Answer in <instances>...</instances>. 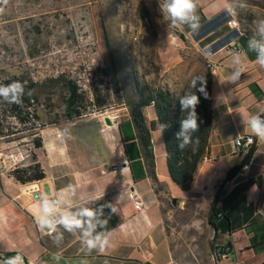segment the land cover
Returning <instances> with one entry per match:
<instances>
[{
    "label": "crops",
    "instance_id": "1",
    "mask_svg": "<svg viewBox=\"0 0 264 264\" xmlns=\"http://www.w3.org/2000/svg\"><path fill=\"white\" fill-rule=\"evenodd\" d=\"M196 2L201 25L198 32L193 33L185 26L183 30L178 29L177 36L190 50L202 55L206 64H216L211 73L212 130L205 156L187 190L171 182L164 144L166 174H160L156 165L155 174L160 185L173 197L183 199L191 195L204 198L209 204L226 172L238 165L246 153L239 154L233 147L238 137L251 134L244 121L250 115L264 112V68L240 46V53L245 56V73L236 83L226 82L234 53L230 48L239 38L227 22L237 18L234 11L229 14L227 0ZM205 49L213 54L211 62L202 54ZM254 87L260 93L254 94ZM260 94L263 97L260 98ZM144 114L148 123L156 120L153 107L145 108ZM115 116L112 127L103 125L96 117L94 123H88V131L78 128L62 135L64 132L50 129L46 132L48 139L43 142V149L35 153L45 173V178L34 184L40 196L54 199L59 190L71 184L77 191L70 201L72 210L98 202L116 209L114 213L120 224L111 231L110 246L103 253L95 250L87 253L78 231L72 233L62 228L59 230L63 232V239L56 243L54 235L41 231L35 223L40 214V200L26 193L25 187L11 177L0 175V258L13 252L22 255L25 264H174L175 250L167 235L164 202L159 199L160 194L155 193L150 179H141L146 173L142 159L128 162L123 151L124 144L136 143L128 111L118 121ZM119 123H124L121 131L125 141L121 138ZM156 133L162 137L158 126L151 133L152 140ZM83 139H88L90 146ZM116 149L120 151L118 158H115ZM153 149L155 151L154 143ZM116 159L126 165L119 172L111 173L109 164ZM172 186L183 191L182 195L173 193ZM133 193L138 196L136 200L129 197ZM135 203H141V207L136 209ZM214 212L212 216L207 213L209 254L223 247L227 249L228 258L221 261L211 258V261L214 264H264V143L256 140L251 162L224 185ZM3 262L0 259V264Z\"/></svg>",
    "mask_w": 264,
    "mask_h": 264
},
{
    "label": "rangeland",
    "instance_id": "2",
    "mask_svg": "<svg viewBox=\"0 0 264 264\" xmlns=\"http://www.w3.org/2000/svg\"><path fill=\"white\" fill-rule=\"evenodd\" d=\"M231 7L241 17H249L242 23L236 20L243 32H254L255 21L264 18V0H231ZM0 8V84L8 80L35 84L31 107L21 110L37 117L21 123L10 103L0 100L3 178L31 164V155L43 149L34 147V138L43 144L50 129L88 131V123L97 120L99 111L112 112L118 121L127 110L119 103L122 95L131 94L132 77L177 94L207 68L202 55L179 40L178 29L168 28L158 0H0ZM103 29L111 41L113 65L104 47ZM60 76L73 81L85 99L82 115L71 121L63 115L60 89L48 85ZM152 143L156 169L165 176L162 137L154 134ZM119 154L116 149L115 158ZM157 187L175 250L174 264H214V250L209 254L208 200L191 195L180 199L160 184ZM170 190L183 193L173 186Z\"/></svg>",
    "mask_w": 264,
    "mask_h": 264
},
{
    "label": "trees",
    "instance_id": "3",
    "mask_svg": "<svg viewBox=\"0 0 264 264\" xmlns=\"http://www.w3.org/2000/svg\"><path fill=\"white\" fill-rule=\"evenodd\" d=\"M231 7V0H227ZM236 14V18L239 22L242 23L243 19H248L249 17H241L233 7H231ZM253 35L251 31H244L243 35L237 39V42L243 49L246 50L248 55L251 58H256L255 53L247 51V42L249 38ZM104 47L106 49L107 55L110 59L111 65L115 63V58L112 53L111 41L108 33L103 29L102 33ZM207 67V66H206ZM206 76V91L208 93V98L205 99L202 94L197 92V95L200 96V103L197 107V113L199 115L200 121V131L195 135L199 137V146L197 151L193 152L191 149H186L184 151H179L176 147L175 133L179 130V119L181 118V112L178 102V97L183 95L187 87L183 88L179 93L173 94L166 88H152L150 85L139 81L136 77H132L131 81V94L122 95L121 101L119 104L126 107L130 121L135 130L136 143L131 142L129 144L123 145V151L128 162L137 161L142 159L143 165L146 169V173L142 175L141 179L148 177L151 181L152 187L156 194L159 195V181L155 174V161H154V149L152 143L151 133L157 126H160V123H165L169 125L167 129L162 133V140L165 150V159L166 167L169 174L171 182L181 190H187L193 180L196 168L203 160L206 148L208 145V139L212 130V107H211V72L207 67L205 69ZM17 80H8L4 81L1 84H9ZM20 81V80H18ZM22 82V81H21ZM53 88H58L61 91L63 98V115L67 120H73L79 118L82 115V111L85 110L86 104L85 99L82 94L79 92L77 85L71 80H65L63 77H57L49 80V84ZM36 87L35 84H27L26 91L28 89L32 90V95H25L23 97L22 105L10 104V108L15 113L16 119L21 123H26L29 117L34 115H29V112H23L22 107L29 108L31 107L33 89ZM256 91L252 88L253 93H260V90L257 87ZM116 94H120L118 88H115ZM259 96V94H258ZM263 97L260 94V98ZM36 99V98H34ZM102 104L98 103V109ZM148 107H153L156 120L147 122L146 116L144 114V109ZM27 108V109H28ZM100 113V111L98 112ZM264 116V112L260 114ZM36 119L37 117L34 116ZM124 123L118 124V129L121 134L123 141L124 137L122 135V125ZM160 129V127H159ZM34 147L36 149H41L43 147L42 140L40 138H34L33 140ZM255 151V146H252L243 156L238 165L232 167L226 172L224 179L218 185L216 192L212 198L209 209V216L215 214L214 208L218 202L220 196L222 195V189L226 183L231 181L236 175L241 173L243 169L249 165L251 162L253 153ZM31 164L23 168H15L9 173V176L19 185L26 186L33 183H38L45 178L44 170L42 169L40 163L37 162L36 154L31 155ZM131 165V164H130ZM132 173L134 172L133 167H130ZM161 200V197H159ZM163 201V200H162ZM89 208L99 210L103 209V214L100 216V220L107 223L106 231L111 232L120 224V219L115 213L110 212V208L106 206L103 202L95 203ZM209 223L212 226L213 230H216L215 225L212 220L209 219ZM16 253L10 252L4 254L3 258H0L4 261L9 256H14Z\"/></svg>",
    "mask_w": 264,
    "mask_h": 264
},
{
    "label": "clouds",
    "instance_id": "4",
    "mask_svg": "<svg viewBox=\"0 0 264 264\" xmlns=\"http://www.w3.org/2000/svg\"><path fill=\"white\" fill-rule=\"evenodd\" d=\"M6 2L7 0H5ZM158 7L168 28L183 30L187 26L193 33L198 32L201 25L200 17L197 14L196 0H158ZM0 12H3V8H0ZM228 12L231 14L233 9L229 7ZM247 51L255 53V63L264 68V18L255 21L253 35L247 42ZM202 54L211 62L213 54L210 50L205 49ZM230 66L232 70L226 82L236 83L245 73V56L239 51L234 52ZM206 84L205 75H194L184 94L178 97L181 118L175 139L177 141L176 147L181 152L186 149L195 152L198 149L200 141L195 134L200 131L202 121H200L197 113V107L200 103V96L197 95V92L207 99ZM26 88V81L17 80L9 84H0V100L10 104L22 105L23 97L26 94L32 95V90L26 91ZM244 123L251 133L249 141L252 142V137H255L257 141L264 143V116L250 115ZM168 126L165 123H160L161 134ZM65 134H68L67 130L62 133V135ZM76 195V188L70 184L59 190L54 199L47 195L40 196V214L35 218V223L41 231L54 235L56 243H60L63 239V232L59 229L62 228L64 231L72 233L78 231L82 248L87 253L94 250L103 253L110 246L111 238V232L105 230L107 223L99 218L103 214V209L101 208L99 213L98 210L89 207H83L76 211L72 210L70 201ZM115 211L116 209L110 206V212L114 213ZM3 264H25V260L18 253L7 257Z\"/></svg>",
    "mask_w": 264,
    "mask_h": 264
},
{
    "label": "built area",
    "instance_id": "5",
    "mask_svg": "<svg viewBox=\"0 0 264 264\" xmlns=\"http://www.w3.org/2000/svg\"><path fill=\"white\" fill-rule=\"evenodd\" d=\"M227 25L231 29H234L238 33L239 37H241L243 35L242 34V28L240 27L239 22H236V20L234 18H232L231 20H229L227 22ZM230 49L233 52H236V51L241 52V47H240V45H239V43L237 41L233 44V46ZM215 65H216L215 63H207L206 64L207 67H211L212 68V73H213V70H214ZM96 117L99 119V121L103 125H104L103 119L105 117H108L111 120L112 123L117 118L112 112L110 114L107 111L98 113ZM250 135H245V136H242V137H238L233 142V147H234V149L236 150L237 153L241 154L243 152H247L252 146H255L256 145V138L255 137H252V142L249 141V136ZM0 158H1V156H0ZM122 165L123 164L120 161L111 162L109 164V171L111 173H117V172H119L121 170ZM34 184L35 183L24 186L25 187L24 190H25L26 193L33 194L34 199H39V197H40L39 190L36 187V185H34ZM129 197L132 200H136L138 198V196L135 195L134 193L133 194H130ZM134 207L136 209H139L141 207V203H135V206ZM214 257L218 261L226 260L228 258L227 249L226 248H223V247L222 248L215 249L214 250Z\"/></svg>",
    "mask_w": 264,
    "mask_h": 264
},
{
    "label": "water",
    "instance_id": "6",
    "mask_svg": "<svg viewBox=\"0 0 264 264\" xmlns=\"http://www.w3.org/2000/svg\"><path fill=\"white\" fill-rule=\"evenodd\" d=\"M103 122H104V125L107 126V127H112L113 126V123L111 122V120L108 118V117H105L103 119ZM125 163L122 165L123 167H125ZM175 200H173V203H174Z\"/></svg>",
    "mask_w": 264,
    "mask_h": 264
},
{
    "label": "bare ground",
    "instance_id": "7",
    "mask_svg": "<svg viewBox=\"0 0 264 264\" xmlns=\"http://www.w3.org/2000/svg\"><path fill=\"white\" fill-rule=\"evenodd\" d=\"M210 69V72L212 73V68L211 67H208Z\"/></svg>",
    "mask_w": 264,
    "mask_h": 264
}]
</instances>
